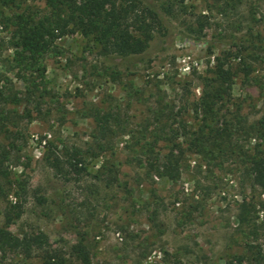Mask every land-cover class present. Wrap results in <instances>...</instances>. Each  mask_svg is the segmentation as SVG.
Wrapping results in <instances>:
<instances>
[{
  "label": "rangeland",
  "instance_id": "374dc122",
  "mask_svg": "<svg viewBox=\"0 0 264 264\" xmlns=\"http://www.w3.org/2000/svg\"><path fill=\"white\" fill-rule=\"evenodd\" d=\"M142 2L164 14L142 54L104 56L79 35L58 40L41 61L36 79L41 97L0 106V136L17 146L7 171L26 192L23 214L9 230L46 236L48 248L65 264H85L73 253L80 234L90 252L88 264H226L244 250L240 205L261 202L264 195L242 173L245 163L207 164L185 138L198 131L202 116L193 105L202 79L212 76L220 60L233 81L212 124L239 123L236 139L244 152L257 141L253 128L264 119V0H242L224 12L211 0ZM15 3L0 2V84L5 76L22 98L23 71L13 62L12 28L5 19L45 4ZM97 111L117 115L126 126L105 152L93 147ZM170 130L185 151L176 181L150 168L139 149L144 136L148 141L154 132L161 139ZM49 143L57 146L60 171L46 163ZM77 149L83 165L71 157ZM167 150L162 140L154 149ZM13 193L7 197L12 203ZM42 253L35 250L30 258L0 253V264H43Z\"/></svg>",
  "mask_w": 264,
  "mask_h": 264
},
{
  "label": "trees",
  "instance_id": "16d2710c",
  "mask_svg": "<svg viewBox=\"0 0 264 264\" xmlns=\"http://www.w3.org/2000/svg\"><path fill=\"white\" fill-rule=\"evenodd\" d=\"M23 3L28 0H0L3 6ZM36 1V0H30ZM43 10L25 7L21 12L7 16L5 22L12 28L11 44L15 49L13 62L19 71H23L21 78L26 90L22 98L14 93L11 81L5 76L0 84V106L8 103H21L24 100L31 103L36 98V79L41 77V61L46 54L57 48V41L69 36L79 35L83 40L92 43L101 55H115L128 58L142 54L153 38L157 28L162 26L161 9L145 5L142 0H42ZM213 4L221 3L219 8L224 12L227 8H235L242 0H211ZM17 6V4H16ZM166 12V11H165ZM167 13V12H166ZM169 14V13H167ZM37 73L31 78L26 73ZM247 70V74L249 73ZM1 76V75H0ZM202 93L194 103V112H200L202 119L198 131L185 138L189 150H194L207 163L216 160L232 159L234 162L245 163L242 173L252 186L258 188L264 195V119L253 128L257 141L250 152H244L238 144L236 136L240 131L239 123L222 121L212 124L221 105L230 96L233 74L218 60L211 77L202 79ZM37 97H41V94ZM0 110V114H3ZM26 115L29 117L30 112ZM94 133L92 134L94 148L98 152H105L111 148L113 138L118 131L124 132V126L117 115L111 113L94 112ZM158 120V119H156ZM150 126L148 120L144 130ZM165 126L160 130L165 132ZM206 129V131H204ZM169 133V136H165ZM172 130L158 138L153 132L150 140H144L139 146L147 165L168 178L176 181L180 176V166L185 151L172 136ZM174 134V133H173ZM137 139V141H141ZM162 140L166 143L167 153L155 152V146ZM131 142L133 139L131 138ZM51 150L46 157V163L51 169L60 171L61 159L56 152L57 146L49 143ZM8 137L0 136V253H17L26 258L32 256L33 251L42 250L43 264H65L60 256L48 248L47 238L42 234H24L18 236L9 230L23 214L24 204L20 201L25 195L22 183L11 180L6 162L9 154L16 148ZM53 149V150H52ZM17 150V149H16ZM76 166L83 165L84 158L80 149L71 154ZM14 191L16 201L7 200ZM238 228L242 236L243 252L229 257L226 264H264V200L256 204L243 202L239 207ZM84 235H78V243L73 253L85 264L90 261Z\"/></svg>",
  "mask_w": 264,
  "mask_h": 264
}]
</instances>
